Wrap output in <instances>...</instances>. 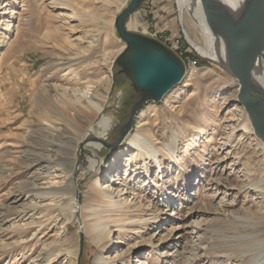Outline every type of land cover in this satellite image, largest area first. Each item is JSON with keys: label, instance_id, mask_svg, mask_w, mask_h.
<instances>
[{"label": "rangeland", "instance_id": "1", "mask_svg": "<svg viewBox=\"0 0 264 264\" xmlns=\"http://www.w3.org/2000/svg\"><path fill=\"white\" fill-rule=\"evenodd\" d=\"M130 2L0 0V264H93L98 254L86 232L67 224L66 203L46 199L37 190L30 194L32 182L64 185L66 179L60 172L58 178H41L29 155L49 154L52 143L65 147L74 138L84 140L99 118L83 91L104 96L110 85L112 102L121 94L117 126L128 118L136 91L127 80L114 81L113 66L125 49L116 20ZM178 7V0H145L127 24L130 31L166 45L168 39L179 41L187 62L188 77L136 116L133 131L142 129L145 148H130L124 140L105 147L110 136L99 150L87 144L81 149L86 156L94 152L113 175L118 171L134 196L146 190L147 198L166 213L152 219L155 224L135 227L125 225L126 212L113 216V223L122 224L117 228H123H112L113 240L123 244L104 256L110 260L129 249L132 255L122 256V264H264L256 261L263 249L254 238L237 236L244 229L239 216L252 214V223L264 221L262 141L243 126L239 83L190 45ZM184 16L190 36L206 47L188 10ZM94 177L81 178V205L101 200ZM50 202L61 208L51 211ZM80 233L84 246L79 261Z\"/></svg>", "mask_w": 264, "mask_h": 264}, {"label": "bare ground", "instance_id": "2", "mask_svg": "<svg viewBox=\"0 0 264 264\" xmlns=\"http://www.w3.org/2000/svg\"><path fill=\"white\" fill-rule=\"evenodd\" d=\"M241 1L242 0H228L231 7L237 6ZM257 2L259 3V6L261 8V27L264 30V0H257ZM178 5V8L180 10V24L184 29V33H186V40L199 52V54L202 55V57L215 62L225 70L229 71L225 64L223 45L219 38V19L209 2L207 0H178ZM185 10H188L191 18L200 28L206 41V47H202L201 45L196 43V41L193 40V38L186 30L184 16ZM173 50L178 53V51H176L175 49ZM186 77H188L187 72L185 78ZM256 83L258 89L264 96V51L262 53L260 63L257 67ZM110 88V85L106 88V94L104 96L93 93H91V95L89 96L87 92H82V94L86 95L87 104L96 110L97 117L99 118L96 120L94 125H90V130L85 135L84 140L80 137L74 138L75 143L73 145L63 143L66 145L65 147L62 146L61 143H52V145L47 148V152L49 154L40 155L31 153L29 155L30 158L32 157L31 167L36 168L35 173H40L41 176H39L41 178L43 177L42 175L58 178V175L56 173L60 172L62 173V175L64 174L66 179L64 185H58L56 180L45 186L38 185L39 183L33 184L32 182L30 186H28V191H30L31 194L35 190H37L38 194L46 199H49L51 197H53L54 199L55 197L56 200L59 199V202L66 203L67 208L70 210V218L66 219L67 224H73L76 226L78 225L79 228L82 229L81 231L86 232L87 235L91 237L98 248V254L95 257L93 264H122V256L124 259L126 257L130 258L132 255L131 250L127 249L126 252L124 251L123 255H115L110 260L106 259V257L104 256L106 253L112 251L117 244H123L122 240H113L112 228L116 227L114 232H122L123 230V228H117L122 224H119L117 221V223H113V216L120 215V213L122 212H126V216L129 218L128 220H126L125 225H131L135 227V225H147L150 222L155 224L156 220L158 221V219H160V214H166L162 213L161 208L157 207L152 200L147 198L146 190L141 191L134 196V193L131 192L132 189H130L127 186V183L124 182L123 178L120 177L119 174H117L118 171H116L117 173L115 172V175H113L114 172H110L111 168H107L106 165H104L102 162H98L96 160V155L94 154V152H91V156H86L85 154L81 153V149L84 148L83 144H87V146L92 147L95 150H99L101 148V143L103 141H107L110 136H112V138L110 139L111 143H103L105 147H117L124 140L123 144L127 143L130 148H140L141 150L145 148L144 145L146 142V136L142 134V129H139L138 133H134L133 131L135 121L133 127L130 130L128 129L130 113L126 121L120 127L117 126L118 118L115 113H119L120 110L121 94L118 95L117 101L115 100L114 102H112L111 100H113V98H108V96H111L112 90ZM112 107H114V113L110 114V110ZM242 112L244 117V128H247L249 131L253 132L254 129L244 108ZM95 126L97 130L92 131ZM260 146L263 151L264 144L262 142H260ZM151 157H153V160H155V163L159 166V168H162V163L161 160H159L158 156L154 154ZM90 173L97 178L94 184L97 186V191L101 195V200L95 205H81L80 181L83 175ZM163 173L164 172H162V174ZM106 175L108 176L106 177ZM147 175L150 177L149 170ZM102 177H105V184H102ZM48 182L46 181V184ZM165 185L167 187L166 183ZM16 200L17 198L14 200V203H16ZM170 201V206L173 207V201ZM48 206L51 211L55 210L57 207H60L58 203L54 202H50ZM150 212L151 215L149 214ZM251 215L249 217L247 215L239 216V220L242 222L240 223V225H243L244 229L237 236L240 237L241 240H244L246 238L247 240H250L251 238H254L255 243L263 249L262 252L258 254V258L256 260L261 261L264 260V221L252 223L251 221L253 218ZM154 218L157 219L153 221L152 219ZM106 221H111L112 223L107 225ZM196 231L197 230H192L191 234H196ZM30 240L34 241L35 238ZM138 245L139 244H137V246ZM48 256H51V252L47 254V257ZM141 264L149 263L147 261H143Z\"/></svg>", "mask_w": 264, "mask_h": 264}, {"label": "water", "instance_id": "3", "mask_svg": "<svg viewBox=\"0 0 264 264\" xmlns=\"http://www.w3.org/2000/svg\"><path fill=\"white\" fill-rule=\"evenodd\" d=\"M144 1L131 0L116 20L117 34L125 43V49L114 63L116 73L113 78L114 81H129L136 91L130 109L129 130L140 109L149 102H161L183 82L187 72L186 62L169 45L127 28L128 20ZM207 1L219 19L225 64L228 73L239 83V103L248 114L255 135L264 144V96L256 83V71L264 51L261 8L257 0H242L232 7L228 0ZM182 32L185 36L183 29ZM83 246L84 236L81 234L79 261Z\"/></svg>", "mask_w": 264, "mask_h": 264}, {"label": "built area", "instance_id": "4", "mask_svg": "<svg viewBox=\"0 0 264 264\" xmlns=\"http://www.w3.org/2000/svg\"><path fill=\"white\" fill-rule=\"evenodd\" d=\"M166 43H168V45L171 47V48H173V49H175L176 51H178V53H179V55H180V57L185 61L186 59V57H185V52L184 51H182V50H180V47H179V44H180V42L179 41H176V42H174V41H172L171 39H168V40H166ZM186 62V61H185ZM198 61H196V63H197ZM186 65H187V62H186Z\"/></svg>", "mask_w": 264, "mask_h": 264}, {"label": "trees", "instance_id": "5", "mask_svg": "<svg viewBox=\"0 0 264 264\" xmlns=\"http://www.w3.org/2000/svg\"><path fill=\"white\" fill-rule=\"evenodd\" d=\"M196 58V57H195Z\"/></svg>", "mask_w": 264, "mask_h": 264}]
</instances>
